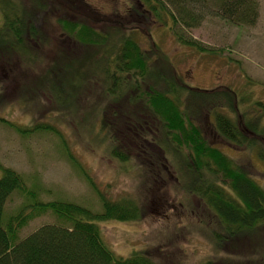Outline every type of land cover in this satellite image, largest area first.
Instances as JSON below:
<instances>
[{
    "label": "rangeland",
    "instance_id": "1",
    "mask_svg": "<svg viewBox=\"0 0 264 264\" xmlns=\"http://www.w3.org/2000/svg\"><path fill=\"white\" fill-rule=\"evenodd\" d=\"M75 1L73 6L68 0H57V5L44 0L53 7L43 17L42 31L50 37L49 47L27 43L29 59L19 45L11 51L0 41V50L8 51L0 52L5 54L0 56V178L1 166L12 168L22 175L29 191L35 192L28 196L15 191L5 205L3 222L35 202L74 203L101 214L102 196L116 201L132 198L145 208L143 220L100 224L105 243L117 256L128 258L141 251L158 264H263L255 250L264 251V224L259 232L246 233L233 247L223 248L212 234L220 227L218 221L199 199L177 186L174 171L148 177L136 159L121 162L113 157L114 143L103 116L109 101L103 95L102 62L83 56L97 50L79 52L73 63L62 59V44L67 39L57 22L85 23L107 36H114L115 30L126 33L143 51L154 54V59L171 63L175 75L190 86L208 91L233 89L243 98L240 113L257 119L264 130V0H258L259 20L254 26L215 17L201 3L198 7L205 16L197 28L153 22L139 0ZM3 22L0 11V29ZM54 70L63 71L62 77H56ZM224 111L235 117L228 109ZM195 123L264 189V159L257 149L237 148L222 138L215 128L214 113L204 111ZM47 125L59 134L44 129ZM259 145L264 150V143L259 141ZM84 173L95 181V187ZM55 222V216L47 212L24 227L20 239Z\"/></svg>",
    "mask_w": 264,
    "mask_h": 264
},
{
    "label": "trees",
    "instance_id": "2",
    "mask_svg": "<svg viewBox=\"0 0 264 264\" xmlns=\"http://www.w3.org/2000/svg\"><path fill=\"white\" fill-rule=\"evenodd\" d=\"M45 1L56 4L57 0ZM68 1L73 6L76 3L75 0ZM207 1L139 0V4L144 6L148 18L165 26L172 22L173 26L199 27L205 16L198 7L201 3L206 4L213 16L235 25L254 26L259 20L258 0H211L210 6ZM47 3L44 0H0L4 21L0 29L2 45L6 43L11 51L19 45L28 59L31 55L27 43L49 47L50 37L42 31L43 17L53 9ZM57 23L69 41L62 42L65 45L61 43L62 59L67 58L68 63H73L79 52L97 50L94 55L83 53V56L99 59L103 65L106 77L103 95L109 101L103 116L114 143L113 157L121 162L136 159L143 165L142 173L148 177L174 171L177 186L199 199L218 221L220 227L212 234L219 246L233 247V242L241 240L246 233L259 232L264 224V189L244 167L215 146L202 127L195 123L204 111L214 113L215 128L222 138L237 148L254 147L264 159V150L259 145V141L264 143V130L257 119L246 118V113H240L239 104L243 98L240 100L231 88L208 91L190 86L175 75L171 63L166 59L160 63L154 59V54H147L136 40L122 31L115 30L114 36H107L85 23L70 20ZM185 44L208 53L195 43ZM0 56L5 57V54ZM35 57L39 59L37 54ZM58 62L51 68L57 67ZM62 72L57 71L56 77H62ZM227 109L235 117L224 111ZM43 128L59 134L50 125ZM1 168L0 264H158L141 251L128 258L119 257L104 241L101 223L141 221L146 217L145 208L132 198L116 201L102 196L104 212L101 214L74 203L35 202L25 205L19 214L4 223L3 212L10 196L15 191L27 192L28 196L35 192L29 191L17 171L5 166ZM84 176L95 187L91 176L85 173ZM47 212L55 216L56 222L43 225L20 239L19 232ZM255 253L264 264V251L255 250Z\"/></svg>",
    "mask_w": 264,
    "mask_h": 264
}]
</instances>
